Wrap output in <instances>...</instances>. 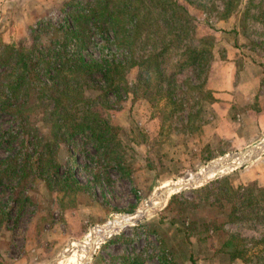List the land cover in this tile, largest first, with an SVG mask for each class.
Listing matches in <instances>:
<instances>
[{
    "label": "rangeland",
    "instance_id": "374dc122",
    "mask_svg": "<svg viewBox=\"0 0 264 264\" xmlns=\"http://www.w3.org/2000/svg\"><path fill=\"white\" fill-rule=\"evenodd\" d=\"M70 1L44 0V12L29 28L13 31L15 36L7 42L2 40L0 27V51L4 44L18 47L30 43L38 20H63ZM76 1L85 6L93 0ZM177 1L189 10L196 26L195 38L208 48L206 68L197 75L185 67L175 80L181 86H162L171 94L153 101L142 88L120 99L110 96L104 115L117 129L121 167L109 164L85 137L77 135L68 146L55 142L49 155L57 162L55 166L59 165L57 176L70 170L78 185L66 186L56 175L46 179L49 169L41 177L35 166L0 175V264H61L59 258L79 252L95 226L134 213L164 182L187 177L231 154L240 157L239 152L264 138V0H229L228 6L225 0ZM83 54L96 58L98 50L90 46ZM138 73L137 67L130 69L128 82H135ZM251 78L258 79L253 99H236L228 113L220 105L213 108L217 88H226L229 82L235 85L241 79L251 86L246 84ZM198 83L203 86H187ZM31 116L29 124L45 128L36 119L39 114ZM19 131L18 120L0 110V136H7L6 143L0 145V161L9 148H17ZM4 167L5 163H0V169ZM205 185L209 189L195 191ZM227 186L233 190L236 207L241 208L240 200L247 197L258 200L254 210L244 207L236 212L246 216L237 222L227 219L226 201L222 208L212 203L217 198L211 194L220 187L228 191ZM173 194L186 199L182 206H167ZM173 194L151 217L125 226L95 245L85 264H162L158 260L161 240L175 244L181 240L180 230L191 221L223 225L238 238L232 248L243 257L230 261L225 252H215L223 236L200 225L185 229L194 250L193 264H264V150L241 166Z\"/></svg>",
    "mask_w": 264,
    "mask_h": 264
},
{
    "label": "trees",
    "instance_id": "16d2710c",
    "mask_svg": "<svg viewBox=\"0 0 264 264\" xmlns=\"http://www.w3.org/2000/svg\"><path fill=\"white\" fill-rule=\"evenodd\" d=\"M224 2L227 6L230 3ZM68 5L60 22L38 20L30 43L18 47L4 44L0 51V68L5 67L0 72V110L18 120L22 133L19 131L21 141L14 147L15 152L9 148L5 159L0 161L5 163L0 169L2 176L33 166L41 177L47 169L50 175L46 179L57 176L59 165L55 166L57 162L49 153L55 149V142L68 146L77 135L85 137L109 164L121 167L123 155L117 129L104 115L110 107V96L120 99L142 88L146 98L151 96L148 99L153 101L171 94L162 86H181L175 80L185 67L200 75L207 66L208 48L195 38L196 26L189 10L177 0H93L85 6L71 0ZM90 46L98 50L96 58L83 54ZM174 56L175 62L169 64ZM133 67L139 73L136 81L130 83L126 73ZM89 91L97 94H88ZM34 114L40 115L36 119L45 128L29 124L28 119ZM6 139L7 136L1 135L0 145ZM73 175L65 170L57 177L66 186L78 185ZM45 178L42 179L46 181ZM227 187L228 191L220 187L211 194L217 198L212 203L222 208L226 201L227 219L237 222L246 216H238L236 212L245 208L254 210L258 200L247 197L240 200L241 208L236 207L232 202L233 190ZM206 189L209 187L205 185L195 191ZM179 196L173 194L167 206H182L186 199L180 200ZM179 214L181 210L177 211ZM175 222L171 220L172 224ZM188 224L180 230L181 240L175 244L161 240L160 263L193 264L194 250L185 229L200 225L223 236L215 252H225L230 261L243 258L241 251L232 248L233 240L238 238L226 232L223 225L216 221Z\"/></svg>",
    "mask_w": 264,
    "mask_h": 264
},
{
    "label": "crops",
    "instance_id": "0c3cea01",
    "mask_svg": "<svg viewBox=\"0 0 264 264\" xmlns=\"http://www.w3.org/2000/svg\"><path fill=\"white\" fill-rule=\"evenodd\" d=\"M43 3L44 0H0L2 40L7 42L15 36L13 31L21 32L29 28L38 16L44 12ZM12 25L13 27L10 28ZM242 81V79L239 80L235 85H231V82H229L226 88H217L219 93L215 96L216 100L212 104L213 108L215 109L220 105L228 113L229 108H231L236 99H246L248 102L253 99L257 93L258 79L251 78L250 81H246V84L251 83V86H245ZM249 117L253 116L250 114Z\"/></svg>",
    "mask_w": 264,
    "mask_h": 264
},
{
    "label": "bare ground",
    "instance_id": "6f19581e",
    "mask_svg": "<svg viewBox=\"0 0 264 264\" xmlns=\"http://www.w3.org/2000/svg\"><path fill=\"white\" fill-rule=\"evenodd\" d=\"M229 157H232L231 163L228 164L229 166H230V164L238 163L239 161H242V159H243V157H241V156L235 157V155H228V156H225L226 160H228ZM223 159L221 158V160H223ZM218 160L213 161L211 163L216 164L218 162ZM230 169H232V167H227L224 169H220L216 172H213V173H210L207 175H203L204 168H201L196 173L189 174L187 177L179 178V179L174 180V181H166L160 187H164L167 185L180 186V185L192 183V182L199 180V177L201 178L203 176L202 179L200 180V182L198 183V185H200L204 182L211 180L212 178H215L216 176L224 174L227 170H230ZM177 191L178 190H176V189L170 190L167 193V196L163 197V198L157 197L153 193L150 196V198L145 203L140 205L139 208L134 213H132V214H120L102 226H95L91 231H89L87 233V235H86L87 239L82 243V245H80L79 252H72V253L65 254L64 256L59 258V263H61V264H84V262L89 259L90 255L92 253V249H93L94 244L98 245L101 242H103L104 240H106L107 238L111 237L112 235L117 234L120 231L119 229H117V230H113L109 233L103 234V232L107 228L116 227V226L119 227V226L123 225V223L126 222L127 220H135V222H138V221H142V220H145V219L151 217L155 213L157 208L164 203L166 198H168L171 194H173ZM145 210H148V213L146 216L143 217V213ZM133 224H135V223H133ZM95 241H97V242L95 243ZM73 246H77V245L74 243Z\"/></svg>",
    "mask_w": 264,
    "mask_h": 264
},
{
    "label": "water",
    "instance_id": "95a60500",
    "mask_svg": "<svg viewBox=\"0 0 264 264\" xmlns=\"http://www.w3.org/2000/svg\"><path fill=\"white\" fill-rule=\"evenodd\" d=\"M264 150V138L260 139L258 142H256L255 144L251 145L248 149L242 151V152H239V155L241 157H243L242 161L238 162V163H232L230 164V166L228 165L229 163H231V160H232V157H229L228 160H226V158H224L223 160H218V162L216 164H213V163H210L208 164L205 168H204V172H203V175H207V174H210V173H213V172H216L220 169H224V168H227V167H237V166H241L242 164L246 163V162H249L254 156H256L257 154H259L260 152H262ZM233 155V154H231ZM203 177V176H202ZM202 177L200 178L199 177V180L195 181V182H192V183H188V184H184V185H180V186H174V185H167V186H164V187H160L159 190L157 191L156 193V196L157 197H166L167 196V193L170 191V190H173V189H176V190H179L181 188H186V187H195L198 185V183L200 182V180L202 179ZM167 200V198H166ZM166 200L164 201V203L166 202ZM163 203V204H164ZM162 204V205H163ZM161 205V206H162ZM161 206H159L157 208V210H159L161 208ZM156 210V211H157ZM155 211V212H156ZM148 213V210H145L144 213H143V217L146 216ZM142 218V217H141ZM133 223H135V220H127L126 222L123 223V225L119 226V227H109L107 228L103 234H106V233H109L113 230H117V229H121L125 226H129V225H132ZM96 242V241H95ZM95 246V244H94ZM93 246V249H92V252L94 250V247ZM92 254V253H91ZM91 256V255H90ZM88 260H86L84 262V264L87 262Z\"/></svg>",
    "mask_w": 264,
    "mask_h": 264
}]
</instances>
